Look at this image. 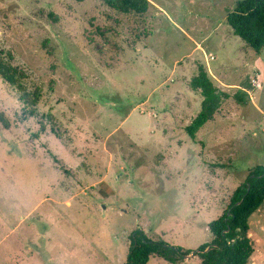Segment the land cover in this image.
<instances>
[{
  "label": "rangeland",
  "instance_id": "obj_1",
  "mask_svg": "<svg viewBox=\"0 0 264 264\" xmlns=\"http://www.w3.org/2000/svg\"><path fill=\"white\" fill-rule=\"evenodd\" d=\"M130 1L0 0V49L42 88L29 116L0 76V264H125L137 228L194 250L264 165V48L227 23L240 0ZM200 67L227 96L192 138ZM249 223L264 264V204Z\"/></svg>",
  "mask_w": 264,
  "mask_h": 264
},
{
  "label": "trees",
  "instance_id": "obj_2",
  "mask_svg": "<svg viewBox=\"0 0 264 264\" xmlns=\"http://www.w3.org/2000/svg\"><path fill=\"white\" fill-rule=\"evenodd\" d=\"M146 2L145 0H142ZM125 10L136 8L130 0H121ZM227 23L233 33L239 36L254 52L264 48V0H240L227 14ZM0 76L13 87L19 100L27 108V114H37V105L42 88L31 81L25 70L11 63L3 49H0ZM193 90H200L204 99L201 110L186 127L194 138L196 133L214 115L222 97L227 96L213 84L207 72L200 67L190 83ZM43 129V126H42ZM264 204V165L254 166L243 182L232 192L225 211L207 225L211 239L196 249L169 244L162 238L148 237L141 228L130 234V245L125 264H147L152 256L163 258L172 264H180L194 253L202 264H248L254 253L249 235L250 218Z\"/></svg>",
  "mask_w": 264,
  "mask_h": 264
},
{
  "label": "built area",
  "instance_id": "obj_3",
  "mask_svg": "<svg viewBox=\"0 0 264 264\" xmlns=\"http://www.w3.org/2000/svg\"><path fill=\"white\" fill-rule=\"evenodd\" d=\"M253 83H255V81H253Z\"/></svg>",
  "mask_w": 264,
  "mask_h": 264
},
{
  "label": "water",
  "instance_id": "obj_4",
  "mask_svg": "<svg viewBox=\"0 0 264 264\" xmlns=\"http://www.w3.org/2000/svg\"><path fill=\"white\" fill-rule=\"evenodd\" d=\"M194 253H192V255H193Z\"/></svg>",
  "mask_w": 264,
  "mask_h": 264
},
{
  "label": "crops",
  "instance_id": "obj_5",
  "mask_svg": "<svg viewBox=\"0 0 264 264\" xmlns=\"http://www.w3.org/2000/svg\"><path fill=\"white\" fill-rule=\"evenodd\" d=\"M148 264V263H147Z\"/></svg>",
  "mask_w": 264,
  "mask_h": 264
}]
</instances>
